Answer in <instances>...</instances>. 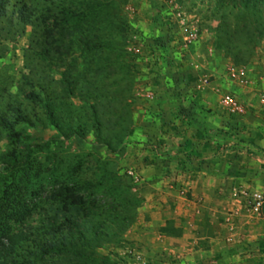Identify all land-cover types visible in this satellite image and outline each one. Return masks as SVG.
I'll return each mask as SVG.
<instances>
[{
    "label": "rangeland",
    "instance_id": "374dc122",
    "mask_svg": "<svg viewBox=\"0 0 264 264\" xmlns=\"http://www.w3.org/2000/svg\"><path fill=\"white\" fill-rule=\"evenodd\" d=\"M227 2L10 0L6 16L0 21V100L6 102L8 94L17 95L30 110L31 106L22 97L21 91L33 89L26 85L23 77L34 80L46 77L50 83V80L58 81L60 74L68 69L79 81V93L86 92L89 83L93 84L90 89L96 90L88 104L78 98L66 99L69 106L67 114L73 123H80L86 129L84 138L75 135L65 139L49 125L39 124L32 128L19 124L16 129L21 138L11 144L8 131L0 127V202L7 200L9 211L13 214L8 220L1 217L0 222H5V226L13 232L22 231L31 233L32 238L39 237L45 233V220L59 203L60 191L57 190L73 187L87 200V209L91 212L84 224L92 223L97 230L104 232L102 239L91 242V246L87 247L90 249L85 251L89 254L87 258L71 253L38 259L35 264H135L125 251L131 242L127 233L136 221L142 190L141 181L136 182L128 172H135L141 180L144 174L136 165L138 159L142 157V164H149L150 158L152 161L154 157L163 160L162 154L166 152L154 133H150L143 122L139 123L140 119L136 116L139 114L138 107L142 110L145 107L137 105L138 98L153 102L155 94L152 88H164L171 82L178 84L179 87L174 85V93L180 95L187 73L192 77L199 75L194 82L210 87L214 80L209 68L211 65L219 68L221 85H245L247 82L241 84L234 80L228 69L231 66L244 67L247 71L249 65H258L264 59V32L255 31L254 20L250 24L254 45L248 53L242 54V48L228 51L223 45L218 29L224 22L235 26L251 21L249 14L239 12L237 7L227 6ZM24 3L34 16L40 17L39 22L32 20L27 25L20 22L17 11ZM63 8L83 13L80 31L76 33L80 42L69 53L66 65L70 64L71 68H52L37 56L40 47L36 41L43 31V22H51L42 16L58 15ZM179 22L193 25L198 32L196 42L188 50L181 45ZM133 34L139 36L144 52L142 57L129 52ZM153 71L158 74H153ZM51 87L61 95L57 84L51 83ZM34 90L37 91V88ZM139 92H150L153 98L138 97ZM214 92H217L219 102L226 93L236 96L246 109L239 94L224 87ZM92 105L96 106L102 121H108L101 132L110 135L111 147L101 143L91 128ZM4 108V103L0 104V110ZM227 114L229 118L232 116ZM164 132L165 129L160 130V133ZM12 150L20 159L15 166L3 161L4 154ZM139 151L143 153L140 157ZM95 198L101 201H97L93 210L90 200ZM130 220L132 223L121 233L119 225ZM34 249L33 242L25 243L17 255L25 261L34 260L35 256L31 255ZM260 256L255 260L264 264Z\"/></svg>",
    "mask_w": 264,
    "mask_h": 264
},
{
    "label": "crops",
    "instance_id": "0c3cea01",
    "mask_svg": "<svg viewBox=\"0 0 264 264\" xmlns=\"http://www.w3.org/2000/svg\"><path fill=\"white\" fill-rule=\"evenodd\" d=\"M209 68L210 87L187 73L180 95L171 82L152 88L153 102L138 98L145 107L137 106L139 123L166 151L149 164H142L139 151L136 164L144 175L128 248L141 251L148 264H260L255 259L263 255L264 223L245 213L229 221V212L239 191L264 189V59L247 67L241 86L221 85L219 68ZM223 87L240 95L244 115L229 118L222 109L214 91Z\"/></svg>",
    "mask_w": 264,
    "mask_h": 264
},
{
    "label": "trees",
    "instance_id": "16d2710c",
    "mask_svg": "<svg viewBox=\"0 0 264 264\" xmlns=\"http://www.w3.org/2000/svg\"><path fill=\"white\" fill-rule=\"evenodd\" d=\"M226 1H228L227 6L237 7L239 12L249 14L251 21L250 23L244 21L241 25L237 24L235 26H230L224 22L225 24H222L223 26L218 29V36L223 40V45H226L228 51L241 50L242 48V54L248 53L250 47L254 45L253 28L250 25L253 23L252 20L256 22L255 31L260 34L264 32V0ZM9 3L10 0H0V21L6 16ZM17 13L23 25L31 23L32 20L39 22L40 17L34 16L25 3L18 9ZM42 18H48V21L51 22H43L45 24L42 25L43 31L36 41L37 46L40 47L37 56L49 67L71 68L70 64L66 65V62L73 46L80 42V37L78 38L76 33L80 31L79 25L83 21V13L63 8L58 15L42 16ZM84 46H86V43ZM60 76L61 78L58 81L50 80V83L46 80V77L40 80L30 79L27 76L23 77L26 85L31 86L33 89L21 91L22 97L31 106L30 110H27L17 95L8 94V101L6 102L0 100V104L4 103L5 105V108L0 110V127L8 131L11 144L19 142L21 138V134L16 129L19 124H25L32 128L37 127L39 124L42 126L49 125L65 139L75 135L85 137V127L80 123H73L71 116L67 114L66 111L69 106L66 99L78 98L82 103L88 104L96 90L94 88L90 89L93 84L91 86L89 83L88 90L79 93V87L77 86L79 81L74 79L70 69L62 72ZM51 83L59 86L61 95L54 91ZM34 88H37V91ZM17 89L19 90V88ZM92 106L91 128L94 129L96 138L101 143L111 147L110 135H103L101 132L108 121H102L98 116L96 106ZM40 113H42L43 118ZM3 161L6 164L15 166L20 162V159L18 154L12 150L4 154ZM57 192L60 193L59 203L52 209L53 214L45 220L44 227L46 229L41 236L32 238L31 233L13 232L8 226H5V222H0V264H35L38 259L60 257L71 253L82 259L88 257L89 254H86L85 251L90 249H87V247L91 246V242L98 241L99 238L102 239L104 232L101 229H99L100 231L97 230V227H94L92 223H89V225L84 224L91 216L89 215L90 210L87 209L88 202L73 187H65L57 190ZM90 201L91 209L94 210L101 200L95 198ZM9 209L7 200L0 202V219L3 217L4 220H8V217H13ZM131 220L129 223L119 225L121 233L124 230L126 231L127 226L132 223ZM167 229L171 228L167 226ZM28 242L34 244L35 249L32 250L33 254L31 255L35 258L34 260L25 261L20 258V255H17V252Z\"/></svg>",
    "mask_w": 264,
    "mask_h": 264
},
{
    "label": "built area",
    "instance_id": "2783aa9c",
    "mask_svg": "<svg viewBox=\"0 0 264 264\" xmlns=\"http://www.w3.org/2000/svg\"><path fill=\"white\" fill-rule=\"evenodd\" d=\"M179 35L181 45L185 50H188L189 47L194 44L198 38L197 29L186 22H179ZM133 44L128 48L129 52L133 55H137L139 57L144 56V52L140 47L139 36L137 34H133L131 36ZM229 75L241 84L247 82V71L244 67H234L231 66L228 69ZM138 97H145L146 99H152L153 94L150 92L137 93ZM262 100H264V95L262 96ZM220 103L225 109V111L232 116H242L245 114V107L239 102L236 96L226 93L220 97ZM132 178L138 182L141 181L138 174L133 171L128 172ZM234 208L229 212V221L232 219H237L245 213L250 220L263 222L264 223V189L255 190L252 192H248L246 190H241L237 194H235L234 200ZM234 227L230 229V232L233 234ZM234 235H230L228 238V243L233 244L232 237ZM262 243H263V252L261 259L264 261V233L262 235ZM125 255L135 264H148V260L144 257V254L141 253L138 249L135 248H127L125 251ZM261 261V260H260Z\"/></svg>",
    "mask_w": 264,
    "mask_h": 264
}]
</instances>
